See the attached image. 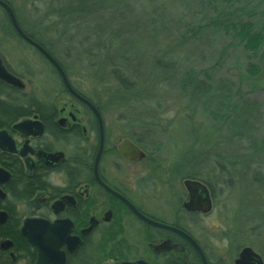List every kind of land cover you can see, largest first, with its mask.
<instances>
[{"label": "rangeland", "instance_id": "obj_1", "mask_svg": "<svg viewBox=\"0 0 264 264\" xmlns=\"http://www.w3.org/2000/svg\"><path fill=\"white\" fill-rule=\"evenodd\" d=\"M7 1L21 28L60 60L57 65L71 86L100 108L109 147L129 134L143 135L149 157L137 168L140 178L124 179L126 193L145 211L170 223L178 218L179 198L184 193L185 178L179 174H202L212 184V211L200 217L185 214L179 224L199 242L210 264H232L244 247L252 248L264 261V51L254 57L231 33L221 30L211 29L202 39L182 41L181 35L190 36L188 27L216 17L209 7L213 0H124L117 12L125 18L123 23L133 25L139 34L121 38L133 47L129 53L132 70L125 75L137 87L132 94L136 97H129L112 81L106 66H98L93 58H82L88 54L86 49H78L76 41L68 40L77 37L62 26V17L56 14L63 13L56 12L66 10L73 0ZM103 1L107 6L112 0ZM220 10L225 12L222 7ZM114 12L105 15L103 23ZM256 16L264 24V6ZM117 48L112 55L120 53ZM0 50L13 70L21 71L19 62L25 61L26 70L32 73L31 86L33 82L44 86L46 92H59L58 109L71 101L43 58L12 33L2 11ZM155 60L172 63L178 71L169 64L157 71ZM248 64L254 65L253 74H259L255 82L246 80ZM187 75L205 82L196 92L198 98L189 86L182 89L179 85ZM237 94L244 97L240 104ZM74 106L83 111L76 103ZM256 148L258 155L252 153ZM218 164L224 167L223 172ZM120 165L125 174L134 172L135 166ZM124 218L126 234L118 242L126 239L121 244L125 259H149L146 248L151 232L128 216ZM117 247H111L108 255H114L111 258L118 262L122 257L114 254Z\"/></svg>", "mask_w": 264, "mask_h": 264}, {"label": "flooded vegetation", "instance_id": "obj_2", "mask_svg": "<svg viewBox=\"0 0 264 264\" xmlns=\"http://www.w3.org/2000/svg\"><path fill=\"white\" fill-rule=\"evenodd\" d=\"M0 1L10 7L7 0ZM0 11L5 15L12 33L30 46L35 55L43 58L44 65H48L51 72L59 77L60 85H63L61 76L53 64L17 34L5 9L1 6ZM16 21L18 28L22 30L17 18ZM22 32L43 48L40 40L34 35L25 32L24 29ZM46 52L56 63H59L52 52L48 50ZM0 62L5 71L20 80L22 84V88H19L0 79L2 88L0 90H8L10 94H15L9 97V94L5 95L0 91V104L29 102L30 105L31 103L26 113L6 114L2 109L3 105H0V132H4L8 139L0 137V264L36 263L37 249L21 233V227L27 219L40 220L52 225L56 222L62 223L63 229L68 231L65 243L59 246V251L64 254V264H76L78 258L93 260L97 264L136 261H143L146 264H188L186 262L188 249L193 251V248L183 237L142 222L130 212L121 199L102 186L108 187L124 198L144 217L185 233L201 248L199 242L178 222L184 219L185 214L188 216L197 214L199 217L207 215L183 209L184 204L189 200L183 185L184 180L183 197L179 198L178 218L170 223L157 219L145 211L124 190V179L135 181L140 178L141 173L137 168L148 160L149 154L142 144L143 135L138 137L135 133L137 138L135 134H129L109 147L106 119L100 108L96 107L89 98L80 95L96 108L98 116L90 108L88 109L87 105L72 96L63 85L71 101L58 109L59 92L55 89L46 92L43 90L44 86L37 87L33 82L31 86V72L26 70L28 66L25 65V61L19 62L21 71L13 70L4 52L0 50ZM72 89L78 94L73 87ZM75 103L83 110L82 112L75 108ZM23 123L26 125L24 131L17 128ZM126 140L133 148L143 153V159L140 161L123 159L118 148ZM120 162L135 166L134 172L125 174ZM97 177L102 184L97 182ZM208 190L213 207L212 192L209 188ZM126 216L135 224L143 226L147 232H151L146 248L147 253L150 254L149 259L138 256L125 259V249L121 244L126 239L122 237L121 243L118 240L126 234L123 231ZM163 242H170L171 245H177L179 248L157 252L155 248ZM114 246H118L114 249V254L122 257L118 262L111 258L114 255H108L113 249L111 247ZM202 251L205 255L204 250ZM197 258L202 264L198 256ZM206 261L210 264L207 257Z\"/></svg>", "mask_w": 264, "mask_h": 264}, {"label": "trees", "instance_id": "obj_3", "mask_svg": "<svg viewBox=\"0 0 264 264\" xmlns=\"http://www.w3.org/2000/svg\"><path fill=\"white\" fill-rule=\"evenodd\" d=\"M123 1L124 0H112L110 3L107 4V6H105L103 0H73L71 2L72 4H70L66 10L64 11L60 10L56 12L63 14H56V15L58 17H62V21H63L62 26L67 27L69 31H74V36L78 38L77 39L72 37L69 38L68 40L76 41L78 44L75 45L76 48L78 49L85 48L87 51L86 53L91 54L90 55L91 57L87 56L88 54H86L84 55L85 57L82 58L84 59L87 58V60L93 58L94 61L97 62L98 66L101 65L106 66L108 68L107 72L110 73L109 76L111 77L112 81L118 86V88L124 93H126L129 97L130 96L136 97V96H132V94L133 91L136 90L137 85L134 81H131L125 75L132 70L130 64L132 63L131 54L129 53H130V49L133 50V47H131V43L125 44L126 41H122L121 38L122 36H124V34L131 35L133 33L134 34H138V33L137 30H135V28L133 27V25L132 26L125 25V23H123L125 18H123V16L119 12H117L119 10L118 6L122 5ZM219 1L220 0H213V2L211 3V5L216 7L209 5V7L212 8L213 11L215 12L216 17L213 18V20L205 19L201 25L193 24L192 27H188V29L186 30L187 33L190 34V36L186 37L185 34L181 35V37H183L182 41L188 42L190 40H195L196 38L202 39L205 36L203 34L206 33L207 31H210L211 29L221 30L226 34L231 33L233 39L237 41L238 45H240L242 49H244L247 53H251L252 55L254 54V57L258 56L262 51H264V24L260 22V19L256 15L258 14V12H260V7L264 6V0H257L255 4L252 2V0H246V1L221 0L222 1V3L220 2L221 5L220 3L219 4L217 3ZM221 7L225 10V12L220 10ZM112 12H114V15L110 16L109 21L107 22L108 24L105 22L103 23V21L105 20V15L107 16L109 13ZM80 34L83 35L80 36ZM199 41L200 40H197V42ZM116 46H118L117 49H119L120 53L116 55H112L111 51L114 48H116ZM43 48L52 52L51 50H49L50 48L46 47L45 45H43ZM89 52H93V53H89ZM54 58L57 57L54 56ZM57 60L60 62L58 58ZM153 63L157 71L160 72L161 69L165 70L166 65L168 64H169L168 66L172 67V70H174L175 72L178 71L175 65L172 63H164L159 60H155ZM253 66L254 65L252 64H248L246 68L249 75L248 79H246L248 82L250 80H252V82H255L256 77L259 76V74L258 75L253 74V71L255 70ZM202 84H205V82L199 81L198 78L196 79V76L193 77L191 75H187L181 78V80L179 81V85L182 87V89H185L186 87L188 88L189 86L188 89L193 91L195 93L194 95L197 98H198V93L196 92L201 89ZM61 87H63V85H61ZM0 89L2 88L0 87ZM0 91L4 92L5 95L9 94L8 95L9 97L15 96V94H10V92H7L8 90H4V91L0 90ZM76 91L78 92L79 95L88 99V97L85 96L81 91H78V89ZM237 95H238L237 101H239L238 104H240V102L241 103L243 102L241 99H243L244 97H241L239 94ZM229 99L231 98L227 99L228 102L231 103ZM89 100L91 101V99ZM129 100L130 99L128 98V102ZM146 100L148 101L149 99ZM91 102L96 107H98L95 102L93 101ZM230 103L228 105H230ZM248 104H243V105L246 106ZM0 105H3L2 109L6 114L12 112L26 113V111L31 107V103L29 105V102L27 104H17V102H12V104L4 103ZM246 124L248 123L244 122V125ZM261 147L263 146H259V148ZM252 153L258 155L260 152L256 148L255 151ZM218 167L222 172L224 171V167L222 165L218 164ZM179 175L180 178L198 180L202 182L213 193V188L211 187L212 184H210L203 177L202 174L200 175L193 173V174H179ZM186 258H187L186 262H188V264H200L195 252L192 251V249L190 248L188 249ZM78 259L79 261H77L76 264H97V262L93 260L86 261L85 258H78Z\"/></svg>", "mask_w": 264, "mask_h": 264}, {"label": "water", "instance_id": "obj_4", "mask_svg": "<svg viewBox=\"0 0 264 264\" xmlns=\"http://www.w3.org/2000/svg\"><path fill=\"white\" fill-rule=\"evenodd\" d=\"M0 6L5 9L8 18L10 19V22L13 26L12 28H14L17 34L21 38L29 42V44H31L34 48L39 50L45 56V58H47L53 64V66L56 68L57 72L61 76L62 83L65 89H67V91L76 99L87 105L88 109L90 108L91 111H93L98 116V112L96 108L92 106L87 100H85L83 97H81L72 90L64 72L61 70V68H59L57 63L52 58H50V56L46 53V51L43 48H41L39 45L31 41L29 38H27L25 34L21 31V29L18 28L19 26L17 24V21L15 19V16L11 8L2 1H0ZM0 79L15 87L22 88L21 81L16 78H13L12 75L8 74L5 71L4 67H2L1 62H0ZM17 128L23 130L26 128V125L25 123H23L17 126ZM0 137H3L4 139L8 140L5 137L4 132H0ZM118 152L123 157V159L126 160L140 161L144 157L143 153L138 151L136 148H133L132 144L127 140L124 141L119 146ZM97 182H99V180ZM99 183L102 184L101 182ZM183 185L189 195L188 197L189 200L187 203L184 204L183 209H185L188 212L208 214L212 209L211 208L212 204H211V198L209 197L210 196L209 190L206 187V185H204L200 181L191 180V179L184 180ZM102 186L108 192L114 194L116 197L121 199L122 202H124L127 205V207L130 209V212L135 214L139 219L142 220V222L152 227L164 229L183 237L185 241H187L190 244V247L193 248V251L196 252L201 263L208 264L203 251L201 250L199 245L194 240H192L191 237L181 232L180 230H177L176 228L155 222L153 220L144 217L138 211H136V209L128 201H125L124 198H122L115 192H112V190L109 189L108 187L104 185ZM61 225L62 223L60 222H56L52 225L47 222L34 220V219H27L24 221L23 227H21L22 228L21 233L25 236V238H27L29 243L37 249L38 257L36 258L37 261L35 264H64V254L59 251V246L65 243L67 238L66 235L68 231H65L63 229V226ZM176 247L179 248V246L177 245H171L170 242H163L160 245H158L155 248V250L157 252L170 251L171 249H174ZM121 264H146V263L143 261H139V262L136 261V262H124ZM234 264H263V261L262 258H260V256L256 252H254L251 248L244 247L239 252L238 257L235 258Z\"/></svg>", "mask_w": 264, "mask_h": 264}]
</instances>
